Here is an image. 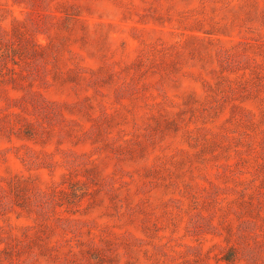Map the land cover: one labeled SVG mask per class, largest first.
<instances>
[{"label": "rangeland", "instance_id": "rangeland-1", "mask_svg": "<svg viewBox=\"0 0 264 264\" xmlns=\"http://www.w3.org/2000/svg\"><path fill=\"white\" fill-rule=\"evenodd\" d=\"M0 264H264V0H0Z\"/></svg>", "mask_w": 264, "mask_h": 264}]
</instances>
